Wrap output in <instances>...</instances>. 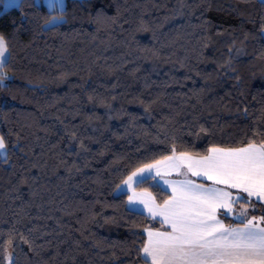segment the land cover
<instances>
[{"label": "trees", "instance_id": "obj_1", "mask_svg": "<svg viewBox=\"0 0 264 264\" xmlns=\"http://www.w3.org/2000/svg\"><path fill=\"white\" fill-rule=\"evenodd\" d=\"M262 26L260 0H67L62 11L20 0L0 12L12 77L0 90V260L142 264L143 229L161 226L116 186L173 147L264 141ZM137 189L170 196L150 180Z\"/></svg>", "mask_w": 264, "mask_h": 264}, {"label": "snow or ice", "instance_id": "obj_2", "mask_svg": "<svg viewBox=\"0 0 264 264\" xmlns=\"http://www.w3.org/2000/svg\"><path fill=\"white\" fill-rule=\"evenodd\" d=\"M260 2L264 4V0ZM6 6H15V0H8ZM51 7L63 8V0H55ZM261 31L264 33V26ZM8 52L7 42L0 35V90L12 79L4 71ZM6 153L5 139L0 136V155L5 160ZM173 173L183 179H166ZM190 176L212 184L197 183ZM157 178L171 189L162 204L147 190L137 192L134 187ZM125 189L131 193L126 202L131 210L146 211L148 218L161 226L143 229L146 239L137 249L142 264H264V214L255 215L257 206L264 207V141L242 147L213 145L203 155L177 153L173 147L171 155L143 163L122 179L116 191ZM229 189L238 194L234 196ZM229 215L238 220L237 226L221 219ZM3 242L0 236V245ZM24 242L31 249V242ZM4 261L16 264L11 255H4L0 264Z\"/></svg>", "mask_w": 264, "mask_h": 264}, {"label": "crops", "instance_id": "obj_3", "mask_svg": "<svg viewBox=\"0 0 264 264\" xmlns=\"http://www.w3.org/2000/svg\"><path fill=\"white\" fill-rule=\"evenodd\" d=\"M8 55V54H7ZM3 156V155H2ZM190 179H193V180H196V182L197 183H203V184H206V185H211L212 184V182L211 181H206V180H204V179H202V178H197V177H189ZM166 179H169V180H180V179H183V177H181V176H178L176 173H173L171 176H168V177H166ZM152 183H156L157 185H159L163 190H165V191H167L170 195H171V189L170 188H168L166 185H164L163 184V182L162 181H160L159 180V178H157V180H155V181H153V180H150ZM218 187H224L223 185H217ZM135 188H136V191L137 192H143V191H145V190H139V189H137V186H134ZM230 191H232L233 192V195L235 196V195H237L238 193H237V190H235V189H229ZM148 191V190H147ZM148 192H150V191H148ZM118 193H127V195H130L131 193L130 192H128L126 189L124 190V191H122V192H118ZM151 193V192H150ZM152 194V193H151ZM153 195V194H152ZM239 195H242V196H246V194H243V193H239ZM154 196V195H153ZM156 199V198H155ZM168 199V198H167ZM158 203V202H157ZM129 206V205H128ZM238 206V205H237ZM138 208H142V206H137ZM129 208L131 209L132 208V206H129ZM138 212H141V211H138ZM141 213H144L145 215H147L148 216V213L146 212V211H143V212H141ZM221 219H223L224 220V223L225 224H231V225H233V226H237L238 225V223H236V222H238V221H232V219L231 218H228V217H223V216H221ZM160 228V227H159ZM165 228H166V226H165ZM161 230H164V229H161Z\"/></svg>", "mask_w": 264, "mask_h": 264}, {"label": "rangeland", "instance_id": "obj_4", "mask_svg": "<svg viewBox=\"0 0 264 264\" xmlns=\"http://www.w3.org/2000/svg\"><path fill=\"white\" fill-rule=\"evenodd\" d=\"M37 3L39 4H42V5H45L49 10H58V11H62L65 9L66 7V4H67V0H63V4H64V7L63 8H60V7H51V5L55 2V0H35ZM20 0H15V6L13 7H16L18 6ZM8 4V0H2L1 1V4H0V12L6 10V9H9V8H12V7H7L6 5ZM55 17H59V15H54L53 18L51 19V21L48 23V25H52V24H55V23H58L61 21V19H55ZM257 209V208H256ZM255 211H259L258 209ZM236 211H239V206L236 207ZM261 215V212L259 214H257V216ZM228 218H231L232 221H238L234 215H229L227 216Z\"/></svg>", "mask_w": 264, "mask_h": 264}]
</instances>
